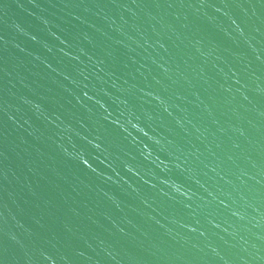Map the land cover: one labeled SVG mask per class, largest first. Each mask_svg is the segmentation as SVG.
<instances>
[{"label": "water", "instance_id": "obj_1", "mask_svg": "<svg viewBox=\"0 0 264 264\" xmlns=\"http://www.w3.org/2000/svg\"><path fill=\"white\" fill-rule=\"evenodd\" d=\"M0 264H264V0H0Z\"/></svg>", "mask_w": 264, "mask_h": 264}]
</instances>
